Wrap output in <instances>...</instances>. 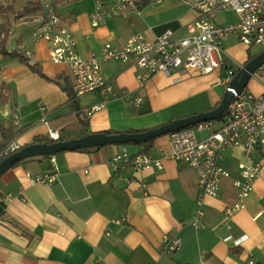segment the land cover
<instances>
[{
  "label": "crops",
  "instance_id": "crops-1",
  "mask_svg": "<svg viewBox=\"0 0 264 264\" xmlns=\"http://www.w3.org/2000/svg\"><path fill=\"white\" fill-rule=\"evenodd\" d=\"M47 1L30 0L22 7L14 0L0 6V35L9 31L3 39L6 50L23 54L42 72L38 75L19 59L7 58L0 48V127L16 116L25 128L16 141L21 148L48 137L49 128L58 131L76 125L78 118L70 112L65 91L73 87L68 68L53 63L49 45L32 37L42 22L32 11ZM55 3L77 38L78 54L84 58L99 56L106 43L121 48L139 34L154 40L171 30L175 40L186 38L199 16L177 0H166L147 5L140 15L117 17L108 8L105 19L93 27L91 0ZM236 20L219 24L215 16V23L221 26ZM23 25L29 26V32H21ZM230 40L223 43L226 57L219 71L204 75L182 68L171 76L157 74L143 87L137 81L139 70L133 61H100L104 81L122 97L109 101L90 117L86 110L100 105L102 97L89 94L78 98L90 135L107 131L135 134L214 110L228 88L224 81L229 67L237 70L251 55L262 53L253 55L238 37L239 49L228 46ZM255 74L259 80L252 77L246 91L264 95V66ZM135 96L143 98L138 109L132 104ZM143 105H149L150 112L141 115ZM41 107L48 112L49 126L42 123ZM215 122L213 130L222 121ZM76 135L71 131L72 137ZM207 136L206 131L197 133L199 140ZM143 148L114 145L90 152H63L54 156V163L48 158H29L6 172L0 178V200L5 205V220L0 222V264H264V171L245 209L227 219L225 210L237 200L233 181L240 177L239 166L247 164L241 150L227 151L220 165L231 178L223 180L217 197L203 198L204 217L196 230L192 223L198 210V176L190 166L166 159L161 170L134 172L130 166L111 163L124 150L134 156ZM169 150L167 135L156 139L147 154L159 158ZM254 157L264 164V145ZM54 169L57 177L53 183L32 182V178L51 174ZM165 235L180 237L183 247L174 254L165 253Z\"/></svg>",
  "mask_w": 264,
  "mask_h": 264
},
{
  "label": "built area",
  "instance_id": "built-area-1",
  "mask_svg": "<svg viewBox=\"0 0 264 264\" xmlns=\"http://www.w3.org/2000/svg\"><path fill=\"white\" fill-rule=\"evenodd\" d=\"M94 10L90 14L93 27H98L108 14L124 17L129 14L140 15L144 7L150 4H161L166 0H91ZM189 9L198 13V19L191 26V33L186 38L175 40L174 33L167 30L149 40L143 35L130 38L121 48L106 43L99 56L84 58L77 52V38L57 11L55 0L42 4L40 15L42 22L32 33L35 42L45 41L49 45V56L53 63L65 65L73 80V93L76 97L97 94L102 97L100 105L86 110L88 117L100 111L109 101L122 97L121 93L106 83L102 77L100 61L134 62L139 73L137 81L143 87L155 75L171 76L179 69L196 70L204 75L219 71L225 63L226 53L223 43L232 35L239 38L247 48L259 46L264 51V0H177ZM218 12H234L237 20L234 23L221 26L215 23ZM5 35L1 34L0 39ZM244 65H238L242 71ZM234 72L229 70L224 81L231 84ZM256 73V72H255ZM253 78L259 80V76ZM263 75V72L260 73ZM251 77V78H252ZM143 98L135 96L133 106L138 109ZM42 123L49 126L48 112L41 107ZM18 123L17 117L14 119ZM214 129L212 123H201L193 128L169 134L170 150L154 158L149 154L130 156L127 150L111 163H119L123 167L130 166L134 172L151 168L163 169L164 160H174L190 166L198 176V210L192 226L199 230L204 217L203 198L217 197L222 189V182L231 175L220 165L224 154L232 149H239L247 159V164L239 166L240 177L233 181L237 189L236 203L225 210L227 219H232L244 210L247 200L254 191L256 180L264 171V164L256 160L254 154L264 145V95L255 96L244 91L232 102L228 114ZM208 132L205 139L199 140L197 133ZM48 138L59 142L58 131L48 130ZM21 147L14 142L7 151L11 156L20 151ZM54 163V157L50 159ZM57 172L38 175L32 178L33 183L51 184L55 181ZM0 214V222L4 221ZM116 223H120L117 221ZM183 247V240L178 236L165 235L163 249L165 253L174 254ZM249 264H261L249 261Z\"/></svg>",
  "mask_w": 264,
  "mask_h": 264
},
{
  "label": "water",
  "instance_id": "water-1",
  "mask_svg": "<svg viewBox=\"0 0 264 264\" xmlns=\"http://www.w3.org/2000/svg\"><path fill=\"white\" fill-rule=\"evenodd\" d=\"M263 66L264 51L254 57L251 61L244 64L242 71L237 74L236 77H234L231 84L227 88L220 105L210 112L174 120L158 128H154L142 133H124L115 135H107L104 133L91 134L80 139L61 141L53 144H33L21 148L20 151L6 158L0 163V178L18 163H21L29 158L46 157L52 159L54 156L63 152L95 149L114 145H140L160 137L167 136L171 133L194 127L201 123H211L218 121L220 118L228 114L232 102L237 96L241 95L246 90L252 75ZM149 112V105H143L139 111V114L143 115Z\"/></svg>",
  "mask_w": 264,
  "mask_h": 264
},
{
  "label": "trees",
  "instance_id": "trees-1",
  "mask_svg": "<svg viewBox=\"0 0 264 264\" xmlns=\"http://www.w3.org/2000/svg\"><path fill=\"white\" fill-rule=\"evenodd\" d=\"M3 9H5V8H2V11H3ZM5 10H7V8ZM24 12H25V9H24ZM32 12H34V14H37L40 16L42 13V5H40V4L36 5ZM0 13H1V11H0ZM2 15H3V13H2ZM3 31H2V34H4L5 37H8L9 31H5V32H3ZM0 48H1L2 54L4 56H6L9 59H19L22 63L28 65L34 73L42 76V72H41L40 67L36 64H30L29 59L26 56H24L23 54H18V53H9L6 50L5 40H3L1 42ZM254 57L255 56L251 55L247 62L251 61ZM229 70H234V67H231V68L229 67ZM239 73H240V70H236V72H234V74H235L234 77H236V75ZM234 77H233V79H234ZM229 85H228V87H229ZM65 91L67 92L68 98H69L68 102H69L70 112L74 113L78 118L76 117L77 118L76 125H68V126H65L63 129L58 130L59 134H60L59 142L80 139V138H83V137L90 135V133L88 131V121L85 117L86 115L81 114L82 112L80 111V107H79V103H78V97L75 96L72 88L71 89L65 88ZM218 106L219 105L215 106L214 108L216 109ZM224 118H225V116L220 118L218 121H223ZM190 128H193V127H190ZM24 130H25V128L22 127L20 124H16L14 120H12L11 122H9L5 125H2L0 127V132H1L0 163L9 157V156H7V151L9 149V147L14 142H16L18 140V138L23 134ZM71 131H72V133L77 134V135L75 137H72ZM144 132H146V131H144ZM136 133H142V131L136 132ZM104 134L115 135V134H122V133L107 131ZM155 141H156V139L149 141L145 144H140V146H143L144 148L142 149V152H140L139 154H147V152L153 147ZM35 143L53 144L55 142L50 140L48 137H43V138L36 139ZM129 145H134V144H129ZM101 148L102 147L95 148V149H84V150H79V151L90 152V151L98 150ZM19 164L20 163H18L17 165H19ZM4 210H5V205H4L3 201L0 200V214H3Z\"/></svg>",
  "mask_w": 264,
  "mask_h": 264
},
{
  "label": "rangeland",
  "instance_id": "rangeland-1",
  "mask_svg": "<svg viewBox=\"0 0 264 264\" xmlns=\"http://www.w3.org/2000/svg\"><path fill=\"white\" fill-rule=\"evenodd\" d=\"M28 1H30V0H18V3L19 2L20 3L17 4V6H20V4H23L22 7L23 6H27ZM15 2H16V0H15ZM0 3H2V1H0ZM12 3H14V0H5L4 3H2V5H0V6H3V4L6 5V4H12ZM22 7H20L21 8L20 10L23 9ZM216 17H217V23L222 24L224 22L227 23V19H229V21L235 20L237 18V15L234 12H228L226 14L218 13L216 15ZM1 19L2 18L0 17V22L3 23V21ZM20 29H21V32H23L25 30H26V32H29V26L23 25V26L20 27ZM0 31H1V25H0ZM227 45L228 46H232V47H236L237 46V49L240 48V43L237 41V37L235 35L231 36V40L229 41V43ZM261 50L262 49L259 46H254V47L251 48V53L253 55H256ZM211 123H212L211 127L216 128L217 122L214 121V122H211ZM126 146H130V145H126Z\"/></svg>",
  "mask_w": 264,
  "mask_h": 264
}]
</instances>
